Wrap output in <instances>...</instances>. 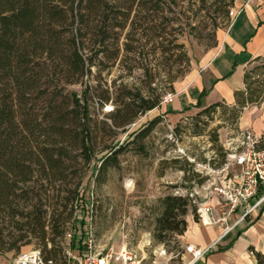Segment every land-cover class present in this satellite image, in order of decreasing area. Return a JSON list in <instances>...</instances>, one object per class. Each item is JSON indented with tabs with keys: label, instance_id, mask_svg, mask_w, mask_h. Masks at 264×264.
I'll list each match as a JSON object with an SVG mask.
<instances>
[{
	"label": "rangeland",
	"instance_id": "374dc122",
	"mask_svg": "<svg viewBox=\"0 0 264 264\" xmlns=\"http://www.w3.org/2000/svg\"><path fill=\"white\" fill-rule=\"evenodd\" d=\"M111 1L104 20L96 17L87 24L76 22L71 27L83 33L84 52L92 58L83 84L67 86L82 98L89 86V124L95 135L93 151L88 154L90 159L79 149L69 150L58 173L38 171L31 163L34 174L24 187L30 192L24 201L28 207L24 217L31 215L36 222L5 223L0 264H15L20 252L31 247H39L57 264H65L74 253L82 255L86 251L82 245L89 232L99 249L126 246L144 255V264L155 262V250L159 247L167 250V256L156 262L188 264L185 233L168 231L162 240L157 238V221L164 211V199L168 195L186 197L189 211L184 218L198 222L197 206L189 200L188 192L205 177L199 163L216 164L223 151L227 158L229 142L236 145L245 131L241 124L246 115L253 121L264 122V114H260L264 99L247 103L239 113L235 105L222 101L208 111L195 107L171 110V104L160 103L132 123L112 127L114 132L110 131L104 121L113 125L120 87L139 90L145 96L160 95L161 102L168 93L177 94L218 51L233 21L231 10L235 4V0ZM119 15L123 17L115 18ZM102 31L107 36L104 43ZM263 64L264 61H257L249 68L252 89L264 88ZM156 117L160 120L151 134L136 141L135 131ZM42 139L43 136L39 143ZM31 144H37L33 137ZM120 146L118 164L99 171L102 160ZM260 147L264 148V138ZM261 208L264 210V201L248 213L239 227H245L249 217L256 218ZM29 210L31 214L27 213ZM53 228L64 233L57 235ZM73 230L76 235L70 247L65 234ZM235 234L236 231L230 234L226 243ZM148 240L151 245L143 252L142 245ZM218 262L257 264L238 263L225 257Z\"/></svg>",
	"mask_w": 264,
	"mask_h": 264
},
{
	"label": "trees",
	"instance_id": "16d2710c",
	"mask_svg": "<svg viewBox=\"0 0 264 264\" xmlns=\"http://www.w3.org/2000/svg\"><path fill=\"white\" fill-rule=\"evenodd\" d=\"M110 3L111 0H0V241L5 223L36 222L31 215L24 217L27 207L24 201L30 193L24 187L34 174L31 163L38 171L58 173L63 169V157L69 150L79 149L90 159L88 154L93 151L95 135L89 124V86H86L83 98L75 91H69L67 86L83 84L84 77L90 72L92 58L84 52L83 33L71 30V27L76 22L87 24L96 17L104 20ZM102 32L104 43L107 36ZM251 72V69L245 72L246 90L236 92L238 113L247 103L264 99V88L252 89ZM120 90L113 125L104 121L112 132V127H124L139 115L160 106V95L145 96L141 91L127 87H120ZM102 98L109 100V97ZM218 104L219 101L214 102L203 111ZM159 120L156 117L135 131L136 141L147 138ZM41 136L43 139L39 143ZM31 137L37 141L36 146L31 144ZM121 148L102 160L99 171L118 164ZM225 162L223 151L219 162L212 163L218 168ZM188 206V200L183 196L168 195L164 199V211L157 221L159 240L168 231L186 232L189 223L184 216L189 211ZM253 223L251 221L249 225ZM41 229L46 239L45 222ZM52 232L64 233L54 228ZM241 232L238 230L219 250L231 248ZM249 249L257 264H264V253L254 246ZM2 252L0 243V255ZM46 256L51 257L50 254Z\"/></svg>",
	"mask_w": 264,
	"mask_h": 264
},
{
	"label": "built area",
	"instance_id": "2783aa9c",
	"mask_svg": "<svg viewBox=\"0 0 264 264\" xmlns=\"http://www.w3.org/2000/svg\"><path fill=\"white\" fill-rule=\"evenodd\" d=\"M240 10H231L236 17ZM175 93L165 95L161 103L172 104ZM262 136L245 130L238 138L236 145L229 142L230 152L221 167L210 163H199L202 167L203 182L188 192L189 200L197 206L198 220L204 225H217L221 231L217 241L207 247L188 244L186 251L191 254L188 264H195L207 255L210 250L225 236L237 231L248 213L264 201V148L260 147ZM76 231H67V244L73 246ZM151 241L144 242V248ZM83 254L74 253L65 264H144L145 257L126 246L120 248H98L93 233L89 232L83 245ZM76 248L80 250L81 246ZM70 254V253H69ZM156 260L166 258L167 250L159 247L155 250ZM15 264H57L56 260L47 257L39 247L23 250L17 256Z\"/></svg>",
	"mask_w": 264,
	"mask_h": 264
},
{
	"label": "crops",
	"instance_id": "0c3cea01",
	"mask_svg": "<svg viewBox=\"0 0 264 264\" xmlns=\"http://www.w3.org/2000/svg\"><path fill=\"white\" fill-rule=\"evenodd\" d=\"M234 9H241V12L233 17L218 51L203 66L202 71L195 74L189 83L177 92L170 106L171 110L206 108L217 101L235 105L236 92L245 90V72L258 59H264V0H235ZM181 105L184 107L179 108ZM260 114H264V109ZM241 126L244 130L259 133L263 141L264 122L261 119L253 121L251 116L246 115ZM258 215L254 219L249 217L250 220L248 219L245 227H238L237 231L242 232L231 248L219 250L220 246L228 244L236 235L226 243V238L232 233L222 238L200 259V264H217L221 257L238 263L240 261L255 263V256L249 247L254 246L257 251L264 253V210L259 218ZM251 221L254 223L249 225ZM188 223V229L183 235L186 246L194 244L197 247H207L217 241L221 233L217 225H204L199 220ZM185 254L191 257L188 251H185Z\"/></svg>",
	"mask_w": 264,
	"mask_h": 264
}]
</instances>
